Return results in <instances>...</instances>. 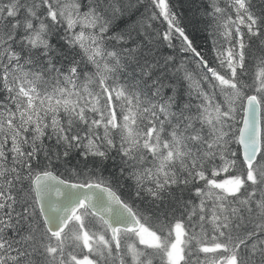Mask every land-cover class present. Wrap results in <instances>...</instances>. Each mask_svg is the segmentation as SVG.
Here are the masks:
<instances>
[{
	"label": "snow or ice",
	"instance_id": "1",
	"mask_svg": "<svg viewBox=\"0 0 264 264\" xmlns=\"http://www.w3.org/2000/svg\"><path fill=\"white\" fill-rule=\"evenodd\" d=\"M262 117L264 0H0V264H264Z\"/></svg>",
	"mask_w": 264,
	"mask_h": 264
},
{
	"label": "trees",
	"instance_id": "2",
	"mask_svg": "<svg viewBox=\"0 0 264 264\" xmlns=\"http://www.w3.org/2000/svg\"><path fill=\"white\" fill-rule=\"evenodd\" d=\"M159 24V28H158V31H163L166 27V23H161V22H157ZM163 28H161V27ZM195 37H196V43L201 45L203 49H208L209 47H211V40L210 39H205L206 37V33L204 32H201V31H196L194 33ZM173 43L174 45L176 46V48H179L180 45H181V39L177 36H174L173 38ZM165 51H171V49H165ZM264 119V117H263Z\"/></svg>",
	"mask_w": 264,
	"mask_h": 264
},
{
	"label": "bare ground",
	"instance_id": "3",
	"mask_svg": "<svg viewBox=\"0 0 264 264\" xmlns=\"http://www.w3.org/2000/svg\"><path fill=\"white\" fill-rule=\"evenodd\" d=\"M161 27V26H160ZM161 28H163V27H161Z\"/></svg>",
	"mask_w": 264,
	"mask_h": 264
}]
</instances>
